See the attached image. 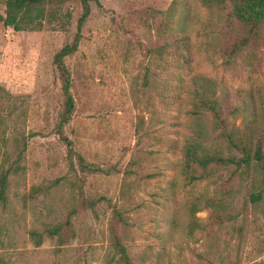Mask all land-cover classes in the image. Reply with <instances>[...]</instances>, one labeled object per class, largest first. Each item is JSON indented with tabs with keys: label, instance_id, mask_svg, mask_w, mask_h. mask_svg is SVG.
<instances>
[{
	"label": "rangeland",
	"instance_id": "1",
	"mask_svg": "<svg viewBox=\"0 0 264 264\" xmlns=\"http://www.w3.org/2000/svg\"><path fill=\"white\" fill-rule=\"evenodd\" d=\"M96 2L76 51L63 59L73 101L63 133L85 171L73 155L68 167L54 130L62 95L52 58L76 32L79 0L51 8L56 18L33 29L0 23V88L9 94L0 92V142L25 137L23 170L9 176L0 204V264H114L113 209L125 222L114 233L131 264H264V182L250 169L227 168L187 185L178 167L185 141L223 149L209 116L189 115L193 89L217 97L239 88L264 100V39L246 78L221 66L228 5ZM261 130L264 136V120ZM39 186L48 191L29 195ZM259 191L252 203L249 195ZM211 196L226 199L229 219L216 221L203 209ZM67 217L74 237L58 246L45 231ZM31 230L42 234L40 245Z\"/></svg>",
	"mask_w": 264,
	"mask_h": 264
},
{
	"label": "trees",
	"instance_id": "2",
	"mask_svg": "<svg viewBox=\"0 0 264 264\" xmlns=\"http://www.w3.org/2000/svg\"><path fill=\"white\" fill-rule=\"evenodd\" d=\"M65 0H3V13L0 23L13 31L33 29L40 26V20L51 21L58 15L53 7L59 6ZM81 13L76 21V32L70 43L64 44L53 55L52 62L57 73L62 95L61 110L54 126L55 134L66 147L68 167L72 169L71 155L76 156L80 168L87 170L83 160L72 150V144L63 133V127L68 122L73 101L69 93V75L63 59L76 51L79 41V31L89 14V3L96 0H79ZM202 6L228 5L227 41L219 51L221 66L229 71L240 70L246 78L253 76L258 61L259 46L264 39V0H199ZM32 25H34L32 27ZM239 60V63H236ZM4 96L9 94L0 88ZM189 115L209 116L211 130L223 149L206 148L194 141H185L180 147L179 174L185 184L213 179L221 170L233 168V171L245 174L249 169L264 182V136L262 121L264 120V100L250 91L236 88L222 90L217 97L205 89H193L190 93ZM230 120H239V125H230ZM3 118L0 116V127ZM25 151V137L15 136L9 145L0 142V204L6 203L8 178L23 170L22 155ZM215 180H212L214 183ZM50 185H54L53 183ZM47 188L31 187L29 195L46 192ZM261 192L249 195L252 203L257 202ZM89 204H92L90 202ZM203 209L216 221L230 218L226 199L223 197H206L202 200ZM191 211L196 212L192 203ZM70 215L74 213L69 212ZM125 222L118 210H112L110 235L112 249L115 253L114 264H131L124 247L114 233L117 223ZM49 238H55L58 246L65 245L74 237L69 217L45 231ZM29 238L35 246L41 244L42 234L35 230L29 231ZM262 264V263H256Z\"/></svg>",
	"mask_w": 264,
	"mask_h": 264
}]
</instances>
